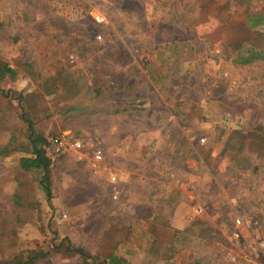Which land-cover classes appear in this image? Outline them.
<instances>
[{
    "label": "rangeland",
    "instance_id": "obj_1",
    "mask_svg": "<svg viewBox=\"0 0 264 264\" xmlns=\"http://www.w3.org/2000/svg\"><path fill=\"white\" fill-rule=\"evenodd\" d=\"M244 9L264 12V0H0V61L17 70L0 85V261L33 248L47 253L37 264H85L72 250L84 248L90 261L116 251L127 264H264V57L238 59L264 49V23L250 28ZM109 85L124 111L55 110ZM26 117L36 135L86 143L52 161V198L20 165ZM92 141L118 183L92 168ZM186 148L179 202L154 225L142 163L184 171Z\"/></svg>",
    "mask_w": 264,
    "mask_h": 264
},
{
    "label": "trees",
    "instance_id": "obj_2",
    "mask_svg": "<svg viewBox=\"0 0 264 264\" xmlns=\"http://www.w3.org/2000/svg\"><path fill=\"white\" fill-rule=\"evenodd\" d=\"M244 14L246 23L250 28H256L264 23V12L244 9ZM238 56V59L242 63H250L257 59H262L264 57V49H249L247 53H239ZM15 74H17V70L14 67L10 66L6 62L0 61V85L5 77L14 76ZM114 88V85L94 88L93 93L89 94L86 97V100H78L77 102L56 106L55 110L65 119L94 113L99 110L109 112L124 111L127 107H122L123 105L120 101L115 102L116 97L112 93ZM25 120L28 122L32 148L29 150V155H25L20 158V165L25 170H37L40 172V186L47 195V198H52L54 186L52 161L54 160H52L47 154L49 139L42 134L36 135L37 133L35 131L33 121L27 117ZM11 145L12 142L8 143L1 150V153H7L12 148ZM64 154L65 153L59 155L55 160L59 159ZM153 162L156 164L155 166H151ZM145 166H150L151 168L143 169H150L149 172L151 174L156 172V175L161 177V180L160 182L150 180L146 183H142L140 181L138 184L139 190L145 193V195H148L149 200L153 199V197L158 198L156 199L157 204L154 208L155 214L150 220L154 225L156 223L165 224L166 221L164 219L163 221V216H161V214L164 213V208L176 206L181 195V190L174 184H179V178L183 175H189L190 173L173 166L169 159L159 158L156 156L149 157L143 167ZM176 180L178 182H176ZM156 190H158L157 193ZM158 214H160V217ZM72 250L78 252L82 256L85 264H127L128 262V259L125 256L118 254L116 251L111 252L103 261H90V255L84 248H75ZM46 254L47 253L41 249H27L26 251L24 250L18 252L13 258L0 261V264H37L40 258H43Z\"/></svg>",
    "mask_w": 264,
    "mask_h": 264
},
{
    "label": "built area",
    "instance_id": "obj_3",
    "mask_svg": "<svg viewBox=\"0 0 264 264\" xmlns=\"http://www.w3.org/2000/svg\"><path fill=\"white\" fill-rule=\"evenodd\" d=\"M90 16L92 20L98 24H105L108 22L107 15L101 11V10H95L90 11ZM96 42L98 46H102L104 43L103 35L97 34L96 35ZM203 141L205 139H202ZM86 143L80 139L77 138H71L67 135H57L54 137H51L49 139V144L47 146V154L52 159L55 160L59 155L69 152V151H75L76 153L80 155L83 154V149L85 148ZM89 146L91 149V157L89 158L90 164L92 168L96 172H103L108 175L109 180L111 183H118L119 176L116 171L111 168V166L106 164V153L105 149L103 147V144H101L100 141H92L89 142ZM113 195L117 196L119 195L118 190L114 189ZM194 211L199 213L203 211V207L199 204H193ZM238 223L241 222L240 219L237 220ZM229 257L232 259H235V255L231 252H229ZM248 264H260L257 261H251Z\"/></svg>",
    "mask_w": 264,
    "mask_h": 264
},
{
    "label": "crops",
    "instance_id": "obj_4",
    "mask_svg": "<svg viewBox=\"0 0 264 264\" xmlns=\"http://www.w3.org/2000/svg\"><path fill=\"white\" fill-rule=\"evenodd\" d=\"M170 118L175 119V117H174L172 114L170 115ZM116 127H117L116 125H112V127H111V132H113V133H114V132H117V131H118V128H116ZM147 129H148V128H147ZM183 130L185 131V134L187 135V131H188V130L186 131V129H184V128H183ZM156 131H157V130H156ZM187 142H188V140H186L185 144H183V145H186ZM169 144H171V143H169ZM172 144H173V143H172ZM188 144H189V143H188ZM149 147H150V146H149ZM187 150H188V151H187ZM189 151L192 153V148H186V152L183 151V153H185V154H184L183 156L181 155V157L179 156L180 158H182V161H183V162H187V163H188V164L185 165V166L182 165V167L185 168L184 171L187 172V173H189V172L191 171V166L194 165V164L191 162V159H190V157H189L190 154H186V153L189 152ZM154 153H156V152H154ZM154 153H153V154H154ZM170 155H171V154H170ZM177 157H178V156H177ZM180 158H179V159H180ZM189 161H190V165H189ZM177 163H178V160L174 162L175 165L173 164V166L177 167ZM142 164H143V166H144L145 162L142 163ZM155 165H156V164H154V162H153V164H152L151 166H155ZM143 166H142V168H151L150 166H148V167H147V166L143 167ZM189 166H190V167H189ZM142 168H141V169H142ZM115 169H116V170H119V172L121 173V171H120L121 169H120V168H115ZM149 170H150V169H145V171L148 172L147 174H145L144 172L142 173L143 177H144V178H145V177L147 178V180H146L145 182H142V180H144V179H141L140 181H141L142 183H146V182H149V181H150V179H149V176H150V172H149ZM140 173H141V172H140ZM144 174H145V175H144ZM152 174H153V175H156V172H153ZM147 175H148V176H147ZM156 177H157V178H156V179H153V180H157V182H160L161 177H160V179H158V178H159L158 175H156ZM140 181H139V183H140ZM178 181H179V180H178ZM178 181L176 180V182H178ZM174 182H175V181H174ZM174 185H176V186L178 187V184H177V183H175ZM178 188H179V187H178ZM157 191H158V190H156V193H157ZM139 193H140V195H145V193H143V192H141V191H139Z\"/></svg>",
    "mask_w": 264,
    "mask_h": 264
}]
</instances>
